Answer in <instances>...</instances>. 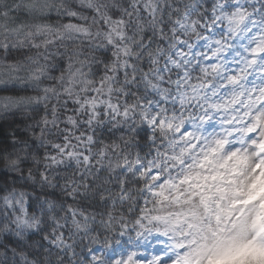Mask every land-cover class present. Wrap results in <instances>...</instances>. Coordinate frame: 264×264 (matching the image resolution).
<instances>
[{"label": "clouds", "instance_id": "clouds-1", "mask_svg": "<svg viewBox=\"0 0 264 264\" xmlns=\"http://www.w3.org/2000/svg\"><path fill=\"white\" fill-rule=\"evenodd\" d=\"M0 264H264V0H0Z\"/></svg>", "mask_w": 264, "mask_h": 264}]
</instances>
